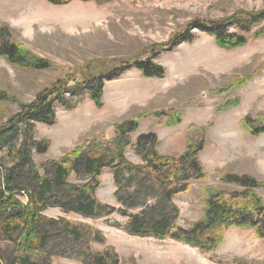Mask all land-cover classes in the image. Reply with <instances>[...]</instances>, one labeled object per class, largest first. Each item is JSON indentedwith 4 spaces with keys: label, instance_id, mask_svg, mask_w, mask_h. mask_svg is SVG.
Listing matches in <instances>:
<instances>
[{
    "label": "rangeland",
    "instance_id": "rangeland-1",
    "mask_svg": "<svg viewBox=\"0 0 264 264\" xmlns=\"http://www.w3.org/2000/svg\"><path fill=\"white\" fill-rule=\"evenodd\" d=\"M74 3L75 0L54 6L46 0H0V23L10 30L9 41L23 45L58 68L19 69L0 57V91L31 103L42 88L60 77L61 69L74 70L98 60L133 58L147 46L167 42L172 34L185 29L195 19L217 21L240 10L264 11V0H115L101 6L94 2L87 3L90 6L76 5L81 8L74 7ZM192 32L195 34L192 43H183L154 60L165 70L163 78L147 79L131 69L118 80L105 83L100 110L87 94L83 103L71 111L56 105V124L34 127V138L50 143L46 154L32 155L40 174L44 172L43 167L60 161L83 141L112 140L115 125L146 114L129 140L134 143L139 136L153 133L158 141L156 151L162 156L181 155L185 151L189 127L206 129L198 159L207 178L204 182H190V190L173 200L179 210L176 224L180 228L188 229L202 218L203 188L213 187L225 196L242 191L235 185L220 182L222 173L247 176L264 183V133L252 136L241 127V121L247 116L253 120L264 117V38L251 40L241 48L224 50L212 37ZM250 76L253 77L245 85L221 92L236 80ZM228 101H237L238 105L222 109ZM169 109L180 117V124L175 127L166 126L168 118L155 117L156 113ZM16 112L17 108L12 105L0 108V125ZM124 157L130 164H141L130 148ZM68 182L85 183L77 176ZM115 192L113 176L108 170L103 171L95 192L97 200L119 208ZM255 194L264 204V189H256ZM43 215L97 229L105 245L93 244V248L100 251L112 247L122 264L264 262V240L256 239L247 230H228L216 251L202 254L196 248L169 239L129 236L116 226L126 222L117 215L107 219L84 218L74 213L65 215L58 208H50ZM50 262L79 264L58 257L51 258Z\"/></svg>",
    "mask_w": 264,
    "mask_h": 264
},
{
    "label": "trees",
    "instance_id": "trees-1",
    "mask_svg": "<svg viewBox=\"0 0 264 264\" xmlns=\"http://www.w3.org/2000/svg\"><path fill=\"white\" fill-rule=\"evenodd\" d=\"M72 1L46 0L54 6ZM78 1L101 6L115 0ZM193 30L212 37L221 49L234 50L251 40L264 38V11L240 10L217 21L195 19L172 34L167 42L147 46L133 58L98 60L74 70L61 69L60 77L42 88L31 103L0 91V108L8 105L17 108L0 125V264H51L53 257L69 258L79 264H122L112 247L100 251L93 248V244L105 245L100 231L88 224L46 218L43 214L50 208H58L65 215L74 213L93 219L117 215L126 222L116 226L129 236L169 239L196 248L202 254L216 251L224 234L232 228L251 231L256 239L264 240V204L255 194L256 189H264V183L247 176L222 173L220 182L242 191L225 196L213 187L203 188L202 218L188 229L177 226L179 210L174 198L188 192L190 182H204L207 178L198 159L204 147L205 128L189 127L185 151L181 155L162 156L156 151L158 141L153 133L130 142L129 135L147 117L141 114L115 125L112 140L83 141L60 161L43 167V174L32 159L34 153L44 155L50 148L48 141L34 138V127L54 126L56 105L71 111L83 103L87 94L100 110L105 83L118 80L131 69L147 79L163 78L165 70L154 60L183 43H192ZM10 37L8 27L0 23V57L9 65L33 71L58 69L23 45L10 42ZM252 77L236 80L221 92L241 87ZM237 105V101H228L222 109ZM159 116L168 118L167 127L180 124V117L172 109L155 114ZM241 127L250 135L259 136L264 133V117L253 120L247 116ZM128 148L140 159V165L126 161L124 154ZM105 170L113 176L119 208L103 205L95 196ZM72 176L85 183L70 184Z\"/></svg>",
    "mask_w": 264,
    "mask_h": 264
},
{
    "label": "crops",
    "instance_id": "crops-1",
    "mask_svg": "<svg viewBox=\"0 0 264 264\" xmlns=\"http://www.w3.org/2000/svg\"><path fill=\"white\" fill-rule=\"evenodd\" d=\"M77 2H78V1L75 0V3H76V4H75V3L73 4L74 7H76V8H81L80 6H76V5H79V4H80V5L82 6L83 3H77ZM85 4H86V6H90V5H91V4H87V3H85ZM70 6H72V5H70ZM68 8H70V7H68ZM70 9H71V8H70Z\"/></svg>",
    "mask_w": 264,
    "mask_h": 264
}]
</instances>
